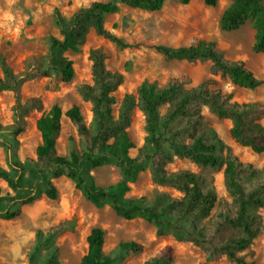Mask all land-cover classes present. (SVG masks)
<instances>
[{
	"label": "trees",
	"instance_id": "1",
	"mask_svg": "<svg viewBox=\"0 0 264 264\" xmlns=\"http://www.w3.org/2000/svg\"><path fill=\"white\" fill-rule=\"evenodd\" d=\"M191 1L182 0V3L187 5ZM202 1L209 7L218 4V0ZM165 2L95 1L76 11L68 21L56 9L54 21L60 37L49 38L45 62L31 57L24 69L16 72L0 55V93H12L15 118L12 139L4 145L7 162L14 173L0 166V180L14 195L0 196V218L6 221L19 218L21 208L32 204L42 194L57 200L59 191L53 181L67 177L96 208L108 205L124 220L143 219L153 224L158 236L173 232L181 241L192 244L205 254L206 261L201 264L222 259L247 264V252L263 228L259 211L264 207V167L258 168L241 160L217 137L204 112L208 110L216 118L230 121V136L237 144L256 154H264V103L238 102L233 93L217 87L215 77L227 78L233 85L247 90H256L264 85V80L258 78L244 61L230 59L214 41L199 40L194 45L182 47L155 46L156 51L169 61L208 63L211 78L192 87H188L190 79L170 77L162 85L146 80L136 94L124 96L117 115L114 113L115 93L123 78L107 68L103 50H92L91 82L78 87L81 99L90 105L91 122H87L78 106L63 113L55 105L37 121L42 142L36 150V158L22 163L16 152L17 137L26 131L30 112L43 109L39 97L23 102L25 85L37 78L49 77L52 72L59 74L63 83L71 82L74 63L65 53L79 51L91 29L111 43L127 48L126 42L106 28V18L117 14L121 5L156 12L162 10ZM248 21L255 30L252 49L257 54H264V0H233L220 18V27L224 32H233ZM136 110L144 117L147 136L146 146L132 157L130 152L136 146L129 129ZM63 115L76 127L85 147L82 153L74 151L70 157L60 155L57 149L56 136L61 131ZM112 160L121 171V180L105 187L97 185L87 169L101 168ZM176 160H188L200 171L180 169L170 172L168 166ZM147 169L156 186L178 193L161 208L145 197L135 200L126 197L130 184ZM218 172L223 174L228 198L220 197L214 185L213 175ZM40 184L45 187L44 192ZM72 222L65 220L52 226L45 240L43 232L38 230L29 264H35L39 249L48 247L55 237L73 231ZM86 242L87 251L78 264H115V259L104 252V230L93 228ZM119 249L124 254H141L144 245L125 241L119 244ZM174 259L175 249L165 245L145 264H172ZM42 264L64 263L55 249Z\"/></svg>",
	"mask_w": 264,
	"mask_h": 264
},
{
	"label": "rangeland",
	"instance_id": "2",
	"mask_svg": "<svg viewBox=\"0 0 264 264\" xmlns=\"http://www.w3.org/2000/svg\"><path fill=\"white\" fill-rule=\"evenodd\" d=\"M95 1L108 0H0V55L7 59L16 72H21L31 57L45 62L49 38L60 37L54 21L55 10L58 9L68 21L76 11ZM232 1L218 0L216 7H209L202 0H193L187 5L182 0H166L162 10L156 12L121 5L117 14L106 18V28L129 47H119L91 29L79 51L65 53L74 63L75 73L71 82L63 83L60 75L52 72L49 77H40L25 85L23 102L39 97L43 102V109L30 112L26 131L17 137L16 152L20 161L25 163L28 159L36 158V150L42 142L37 121L47 115L53 106H59L63 113L78 106L87 122H91L90 105L83 102L78 87L91 82L90 52L95 49L103 50L107 56V68L123 78L122 85L115 93V115L124 96L136 94L138 87L146 80L157 81L162 85L170 77L190 79L188 87H192L211 78L208 63L169 61L156 51L154 47L157 45L182 47L194 45L199 40L214 41L220 49L226 51L230 59L244 61L258 78L264 80V54H257L252 49L255 37L252 23L248 21L233 32H224L220 27V18ZM215 79L218 82L217 87L224 92L233 93L238 102L264 103V85L256 90H247L233 85L227 78L216 76ZM13 107L12 93H0V166L11 173L14 172L7 162L4 145L13 136ZM204 114L217 137L241 160L251 162L258 168L264 167V154H256L231 138L230 121L220 120L208 110ZM129 134L136 146L130 154L135 157L138 150L146 146L147 136L144 117L138 110L134 112ZM56 143L59 154L66 157H70L74 151L82 153L85 150L76 127L65 115L61 118V131L56 136ZM180 169L200 171L198 166L188 160H176L168 166L170 172ZM87 172L97 185L104 187L115 184L122 178L114 160L101 168H88ZM213 179L218 195L228 198L222 172L215 173ZM53 184L59 191L57 200H50L42 194L32 204L21 208L22 214L19 218L12 221L0 218V264H29V258L36 246L37 231L43 232L45 240L49 229L65 220L73 221V231L55 237L48 247L39 249L35 264H42L55 249L58 250L62 263L78 264L87 251L86 238L95 227L105 231L104 252L115 259V264H145L165 245H171L175 249L172 264H201L206 261L202 251L181 241L173 232L158 236L156 227L143 219L124 220L108 205L96 208L67 177L55 179ZM39 186L44 192L45 187L41 184ZM8 195L13 196L14 192L0 180V196ZM175 195L178 193L170 188L156 186L147 169L139 174L136 182L130 184L126 197L131 200L145 197L152 205L161 208ZM5 206L6 203L3 208ZM259 214L263 228L247 252V264H264V207ZM125 241L143 244L144 252L122 253L119 244ZM209 264L235 263L222 259Z\"/></svg>",
	"mask_w": 264,
	"mask_h": 264
}]
</instances>
